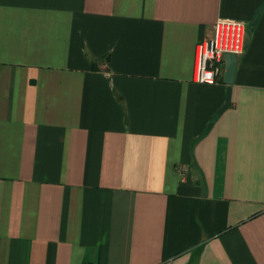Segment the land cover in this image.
I'll use <instances>...</instances> for the list:
<instances>
[{
  "label": "crops",
  "instance_id": "crops-1",
  "mask_svg": "<svg viewBox=\"0 0 264 264\" xmlns=\"http://www.w3.org/2000/svg\"><path fill=\"white\" fill-rule=\"evenodd\" d=\"M0 264H264V0H0Z\"/></svg>",
  "mask_w": 264,
  "mask_h": 264
},
{
  "label": "built area",
  "instance_id": "built-area-1",
  "mask_svg": "<svg viewBox=\"0 0 264 264\" xmlns=\"http://www.w3.org/2000/svg\"><path fill=\"white\" fill-rule=\"evenodd\" d=\"M214 35L199 41L195 49L193 79L200 83H216L220 80L224 55H236L244 51L246 25L241 20L219 18L213 24ZM183 177L187 173L184 165L176 166Z\"/></svg>",
  "mask_w": 264,
  "mask_h": 264
},
{
  "label": "water",
  "instance_id": "water-1",
  "mask_svg": "<svg viewBox=\"0 0 264 264\" xmlns=\"http://www.w3.org/2000/svg\"><path fill=\"white\" fill-rule=\"evenodd\" d=\"M237 55L234 53H226L224 55V71H223V81L225 83H230L233 79L235 67H236Z\"/></svg>",
  "mask_w": 264,
  "mask_h": 264
}]
</instances>
